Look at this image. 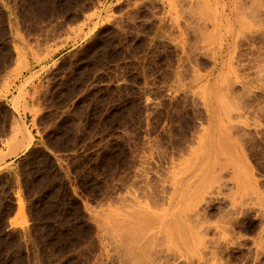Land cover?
I'll return each mask as SVG.
<instances>
[{"label": "rangeland", "instance_id": "1", "mask_svg": "<svg viewBox=\"0 0 264 264\" xmlns=\"http://www.w3.org/2000/svg\"><path fill=\"white\" fill-rule=\"evenodd\" d=\"M0 264H264V0H0Z\"/></svg>", "mask_w": 264, "mask_h": 264}, {"label": "crops", "instance_id": "2", "mask_svg": "<svg viewBox=\"0 0 264 264\" xmlns=\"http://www.w3.org/2000/svg\"><path fill=\"white\" fill-rule=\"evenodd\" d=\"M18 210H19V207H18ZM18 210H17V212H16V214L15 215H13V216H11L10 218H9V224H13V222H19L18 221V219H17V213H18ZM25 227V226H24ZM23 227V228H24ZM16 228H21V227H19L18 225L16 226Z\"/></svg>", "mask_w": 264, "mask_h": 264}, {"label": "bare ground", "instance_id": "3", "mask_svg": "<svg viewBox=\"0 0 264 264\" xmlns=\"http://www.w3.org/2000/svg\"><path fill=\"white\" fill-rule=\"evenodd\" d=\"M257 7H259V6H257ZM125 227H126V226H125ZM142 227H143V226H142ZM142 229H143V228H142ZM116 231H117V230H116ZM140 232H141V231H140ZM119 235H120V234H119ZM122 237H123V236H122ZM141 237H142V236H140L139 239H141ZM123 238H124V237H123ZM127 238H128V237H127ZM258 243H259V242H258ZM126 244H127V243H126ZM257 245H258V244H257ZM126 247H127V246H126ZM128 247H129V246H128ZM256 247H257V246H256ZM261 247H263V246H261ZM127 249H128V248H127ZM257 250H258V249H257ZM257 250H256V253L258 252ZM260 251H261V249H260ZM127 252H129V251H127ZM130 252H131V251H130ZM124 253H125V252H124ZM138 253H139V252H138ZM124 255H125V254H124ZM130 255H132V253H131ZM259 256H260V255H259ZM138 257H139V256H138ZM132 258H134V257H132ZM124 259H125V258H124Z\"/></svg>", "mask_w": 264, "mask_h": 264}]
</instances>
